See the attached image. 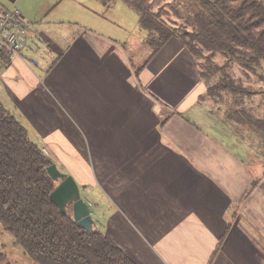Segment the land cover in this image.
Masks as SVG:
<instances>
[{
    "label": "crops",
    "instance_id": "obj_1",
    "mask_svg": "<svg viewBox=\"0 0 264 264\" xmlns=\"http://www.w3.org/2000/svg\"><path fill=\"white\" fill-rule=\"evenodd\" d=\"M16 1L0 0V10ZM97 1L100 13L75 0L42 6L26 15L33 22L20 13L22 58L0 55L3 106L37 133L46 156L65 157L72 176L75 158L90 173L96 163L121 201L164 203L183 258L207 264L218 248L212 264H264V165L256 176L253 153L264 154L253 132L199 105L206 86L182 43L169 40L142 64L131 52L145 36H109L96 18L117 2ZM61 2L66 16L53 12Z\"/></svg>",
    "mask_w": 264,
    "mask_h": 264
},
{
    "label": "trees",
    "instance_id": "obj_2",
    "mask_svg": "<svg viewBox=\"0 0 264 264\" xmlns=\"http://www.w3.org/2000/svg\"><path fill=\"white\" fill-rule=\"evenodd\" d=\"M99 1L106 8L122 1L137 13L144 44L150 50L147 62L178 36L202 68L199 75L206 95L200 98L228 96L230 120L264 137V119L243 107L248 92L227 70L236 65L244 73H264L263 0ZM218 58L222 65L213 63ZM51 164L0 103V226L13 237V245L35 264H136L99 230L87 233L69 210L62 213L54 205L50 194L58 183L46 171ZM217 251L207 264H212ZM11 260L0 253V264H14Z\"/></svg>",
    "mask_w": 264,
    "mask_h": 264
},
{
    "label": "rangeland",
    "instance_id": "obj_3",
    "mask_svg": "<svg viewBox=\"0 0 264 264\" xmlns=\"http://www.w3.org/2000/svg\"><path fill=\"white\" fill-rule=\"evenodd\" d=\"M59 0H17L14 5L11 2H1L7 9H16L25 16V20H30L26 17L32 16L34 18L42 6L49 3H56ZM78 4L91 8L94 12H101L102 8L97 0H75ZM62 2L53 9L55 15L60 11V15L66 16L69 11L61 8ZM66 5V4H64ZM96 6V7H95ZM98 7V9H96ZM49 10V9H47ZM182 7L179 8L181 12ZM87 15L85 10L79 9ZM173 11V10H172ZM172 18L171 13L168 11ZM185 14V12H184ZM187 14V13H186ZM105 20L98 17L96 20L104 21L109 28V36L127 38L134 36V40H142L145 33L137 28V13L126 3L117 1L115 6L105 14ZM30 21L33 22V19ZM112 23L118 24L116 28ZM178 24V23H177ZM123 27V30L121 29ZM113 30V33L111 32ZM182 43L178 36H175L171 41ZM176 42V43H177ZM138 44V43H137ZM136 44L135 51L131 52L132 58L141 59L142 64L148 59L150 50L144 44ZM188 51V50H187ZM189 52V51H188ZM191 57H195L190 53ZM197 62V61H196ZM203 62V61H199ZM213 63L222 65L221 58L213 60ZM141 64V65H142ZM196 67L201 71V67L196 64ZM229 74L235 80L242 84L246 89L248 95L244 98L246 106L250 108L252 114L257 118L264 119V73L257 71L256 74L244 73L236 65H230L227 69ZM263 81H262V80ZM206 95V91L203 96ZM6 96L4 91L0 90V103L5 107ZM201 107L209 105L215 115L223 116L225 112L228 113L231 108V99L228 96H223L222 99L212 96H207L205 99L198 100ZM13 116V115H11ZM14 117V116H13ZM19 122L21 119L15 116ZM248 129L254 134V142L262 152L264 150V137L261 133ZM28 137L30 141L40 147L42 145L40 137L37 133L29 129ZM47 148H51L47 146ZM255 148V146H254ZM251 152L250 149H248ZM254 170L257 176L258 167L264 165V159L257 158L256 153H253ZM264 154V152H263ZM55 158V157H54ZM50 156L51 161L56 165L57 169L66 175H70L69 165L65 157ZM75 164L71 165L74 176L73 179L79 187L80 197L89 204L90 215L95 227L99 230L107 240L114 246L121 249L127 256H129L136 264H178L180 261H185L189 264H197L199 259L183 258L184 253L181 250V242L174 239L171 233V225H169V212L164 203L158 204L157 207L148 209L146 206L133 205V195L130 194L129 201H121L117 198V188L107 184V181H102L96 166L90 170L85 163L75 158ZM95 170V172H94ZM0 253H5L10 256V259L15 261L14 264H35L22 250L13 245V237L5 232L0 226ZM177 257V258H175ZM10 261L9 259H7ZM11 260V261H12ZM18 261V262H17ZM20 261V262H19Z\"/></svg>",
    "mask_w": 264,
    "mask_h": 264
},
{
    "label": "water",
    "instance_id": "obj_4",
    "mask_svg": "<svg viewBox=\"0 0 264 264\" xmlns=\"http://www.w3.org/2000/svg\"><path fill=\"white\" fill-rule=\"evenodd\" d=\"M49 177L58 185L50 194V200L62 212L68 210L77 226L87 233H92L95 225L90 215L89 204L80 197L79 187L72 176L61 173L56 165L46 169Z\"/></svg>",
    "mask_w": 264,
    "mask_h": 264
},
{
    "label": "built area",
    "instance_id": "obj_5",
    "mask_svg": "<svg viewBox=\"0 0 264 264\" xmlns=\"http://www.w3.org/2000/svg\"><path fill=\"white\" fill-rule=\"evenodd\" d=\"M26 33L16 9L0 10V55L9 62L21 59ZM46 155L47 152L43 151Z\"/></svg>",
    "mask_w": 264,
    "mask_h": 264
}]
</instances>
